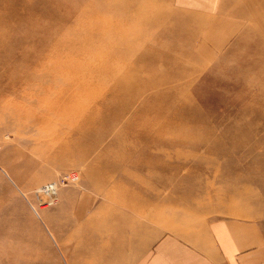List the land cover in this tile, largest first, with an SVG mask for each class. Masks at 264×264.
<instances>
[{"label": "bare ground", "instance_id": "obj_1", "mask_svg": "<svg viewBox=\"0 0 264 264\" xmlns=\"http://www.w3.org/2000/svg\"><path fill=\"white\" fill-rule=\"evenodd\" d=\"M158 4V0H0V96L14 93L10 99L0 100V109L26 112L29 124H41L44 132L36 139L53 165H66L67 161L58 159L88 156L97 149V158L85 175L91 182L113 190L115 201L140 205L136 182L147 179L138 171L146 169L155 174L161 169L154 176L159 183L171 184L172 191L171 196L157 201L160 209L197 191L192 186L183 187L175 173L179 165L161 154V141L170 147L179 143L192 146L196 157L200 147L233 155L248 141H238V135L246 129L247 137L253 133V142L240 154L243 160L249 155L258 158L253 150L264 142V135L255 136L259 125L212 127L206 115L196 112L194 101L187 96L189 84L180 87L176 81L189 76L191 66L202 63L203 58L191 51V44L189 49L182 44L165 46V35L156 44L150 43L152 29L168 16ZM79 5L84 6L78 9ZM135 6L143 18L134 26ZM181 24L185 25L183 21ZM191 33L185 36L196 43L200 38ZM75 39L83 44L76 45ZM99 39L109 47L84 65L93 51L84 45L91 42L95 49L92 42ZM196 49L202 50L197 43ZM189 53L195 63L186 60ZM223 58L226 56L217 63ZM81 66L84 69L78 72ZM245 167L251 178L255 172H264V165ZM214 171L220 172L218 166ZM71 178L76 180L79 175L72 173ZM117 188L123 190H119L122 194L115 193ZM84 202L82 198L79 217ZM116 213L120 225L111 226L113 210L104 224L110 223L114 234L128 233L132 228L128 212ZM134 243V237L128 234L109 238L101 246H114L121 252ZM114 257L107 256V261Z\"/></svg>", "mask_w": 264, "mask_h": 264}, {"label": "rangeland", "instance_id": "obj_2", "mask_svg": "<svg viewBox=\"0 0 264 264\" xmlns=\"http://www.w3.org/2000/svg\"><path fill=\"white\" fill-rule=\"evenodd\" d=\"M158 3L167 10L168 16L162 25L152 29L150 43L156 44L157 39L165 35V46L182 44L189 49L191 44V51L203 58L202 63H195L189 53L186 60L195 63L191 66L190 75L176 81L180 87L189 84L187 96L194 101L196 112L206 115L212 127L255 128L259 125L255 136L264 135L263 43L257 40L258 49L226 54L222 62L215 60V63L207 64L205 61L209 54L196 49L198 39L194 43L185 35L193 31L199 36L211 15L225 9L224 0H158ZM82 6L76 7L82 9ZM136 7L134 26L143 18ZM73 12L76 16L77 13ZM182 21L185 25L181 24ZM75 42L76 45L83 44L78 39ZM92 43L96 44L95 49L91 42L84 45L85 49L89 50L91 46L90 51L93 50L92 57L87 58L84 65L88 64V59L92 63L110 45L106 46L100 39ZM198 45L201 47L203 43ZM77 56L76 52L78 62ZM81 68L78 72L84 66ZM13 96L12 92L5 93L0 100ZM27 115L26 112L0 109V264H134L143 245L151 243L159 235L175 232L187 236L209 222L231 217L250 222L255 229L258 227L264 244V172L260 171L262 175L255 172L251 178L247 176L245 167L254 164L257 169L264 165V142L253 150V155H258V158L249 155L242 160L240 154L245 153L253 142V133L251 138L247 137L249 130L245 129L238 135V141H248L233 155L217 152L218 148L211 151L208 147H200V155L196 157L192 146L179 143L170 147L161 141V154L168 155L166 160H174L179 165L175 173L183 181V187L192 186L197 191L186 199L158 209L157 201L171 196L172 191L171 184L156 180L154 175L161 169H156L155 174L146 169L138 171L139 176L150 179L145 182L143 179L135 180L139 191L135 195L142 200L140 205L134 207L129 201H115L111 197L113 190L110 192L106 185L91 182L85 175V170L97 158V149L88 156L58 159L62 163L67 161L66 165H53L47 160L49 154L40 151L41 142L36 139L44 132L43 127L39 123L29 124ZM171 154L173 156L169 157ZM216 166L220 172L214 171ZM230 167L236 169L227 173L225 170ZM72 173L79 178L73 180ZM119 190L123 191L117 188L115 193H120ZM88 193L97 201L93 206ZM82 198L86 201V213L82 216L83 203L80 219L77 211L81 208ZM112 210V225L104 224ZM118 211L128 212L132 222L128 233L119 231L114 234L112 231L114 224L120 225L115 215ZM84 226H89V229L85 230ZM128 234L134 237L135 243L121 252L114 246H101L109 238L127 237ZM108 254L116 257L108 262Z\"/></svg>", "mask_w": 264, "mask_h": 264}, {"label": "crops", "instance_id": "obj_3", "mask_svg": "<svg viewBox=\"0 0 264 264\" xmlns=\"http://www.w3.org/2000/svg\"><path fill=\"white\" fill-rule=\"evenodd\" d=\"M224 4L225 9L212 14L199 34L198 44L202 42V50L209 54L207 64L226 54L258 49L257 40L264 45V0H224ZM88 197L91 206L97 203L91 193ZM259 232L250 222L216 219L191 235L157 236L137 252L134 264H264Z\"/></svg>", "mask_w": 264, "mask_h": 264}]
</instances>
